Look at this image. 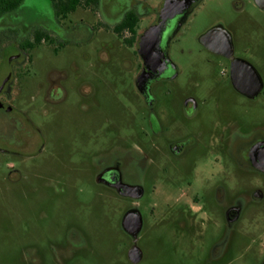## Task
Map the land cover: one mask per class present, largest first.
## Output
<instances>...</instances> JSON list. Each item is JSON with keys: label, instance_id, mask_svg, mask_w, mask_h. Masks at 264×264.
Returning a JSON list of instances; mask_svg holds the SVG:
<instances>
[{"label": "flooded vegetation", "instance_id": "obj_1", "mask_svg": "<svg viewBox=\"0 0 264 264\" xmlns=\"http://www.w3.org/2000/svg\"><path fill=\"white\" fill-rule=\"evenodd\" d=\"M77 1L64 11L71 0H48L50 17L35 21L28 0H0V137L23 145L26 135L41 134L17 104L29 89L35 44L51 45L58 52L70 41L89 39L94 26L78 14L88 12L98 19V30L111 31L133 49L136 59L132 85H115L123 87L120 96L127 101L136 134L123 148L108 147L93 160L94 181L127 201L120 219L131 242L127 260L139 264L144 259L138 242L148 184L153 194L150 216L162 235L163 229L171 234L175 261L225 264L226 228L240 219L249 202L264 197V183L257 182L264 172L255 167L264 146V121L257 116V105L264 108V77L253 60L255 52L237 41L261 26L250 9L264 13V0L229 1L231 19L210 24L195 37V51L187 49V81H175L179 67L170 59L169 47L204 0H164L157 8L145 0ZM147 16L153 20L142 27ZM150 29L141 53V38ZM97 55L109 60L105 50ZM67 79L65 70L51 69L36 88H44L47 104H58L68 95ZM79 80L76 73L69 86L79 95L81 85L93 86ZM130 92L137 99L129 98ZM9 175L17 180L21 172L13 168ZM158 246L164 250L162 239ZM258 246L264 251L262 241ZM133 247L138 254L131 256ZM259 255L256 262L264 264V252Z\"/></svg>", "mask_w": 264, "mask_h": 264}, {"label": "rangeland", "instance_id": "obj_2", "mask_svg": "<svg viewBox=\"0 0 264 264\" xmlns=\"http://www.w3.org/2000/svg\"><path fill=\"white\" fill-rule=\"evenodd\" d=\"M163 1L145 0L150 8ZM229 1L204 0L180 28L169 47V57L179 67L175 81H187V49L195 51V37L210 24L231 19ZM28 5L35 21L51 15L48 0H28ZM250 11L261 26L237 41L240 47L252 48L264 77V13L254 7ZM78 14L94 26L92 37L70 41L58 52L45 43L35 44L33 50L26 80L29 89L17 104L41 134L26 135L23 145L0 137V264H131L126 257L131 242L120 226L127 201L94 181L93 160L108 147L123 148L135 132L127 101L120 96L123 87L115 85H132L136 59L133 49L111 31L97 29V18L84 11ZM153 17H144L142 27ZM97 50H105L109 60L100 59ZM51 69L68 74L64 83L68 95L54 105L43 100L44 88H36L45 83ZM76 73L79 81L93 85H81L80 95L69 87ZM129 98L137 99L133 92ZM257 116L264 121L260 104ZM26 130L30 131L28 126ZM13 168L21 172L20 179L9 175ZM257 182L264 183V176L257 175ZM146 188L141 201L145 225L138 242L144 259L139 264H178L171 234L163 229L162 235L154 227L149 213L152 186L146 184ZM225 238V264H258L256 259L264 252L258 246L264 243V197L249 202L240 219L226 228Z\"/></svg>", "mask_w": 264, "mask_h": 264}, {"label": "water", "instance_id": "obj_3", "mask_svg": "<svg viewBox=\"0 0 264 264\" xmlns=\"http://www.w3.org/2000/svg\"><path fill=\"white\" fill-rule=\"evenodd\" d=\"M153 31V29H150L148 30L144 35L143 37L141 38V41H140V48H139V52L142 53V46H146L147 43H148V37L150 36L151 32ZM262 153L261 155H259V162L258 163H255V167L258 168L260 171L264 172V146L262 148ZM128 219V214H126L123 219H122V222H123V226H124V223L127 221ZM138 223H137V227L135 230H138L139 228V223H140V218L137 219ZM130 255L131 256H134V255H137L138 254V250L136 247H133L131 250H130Z\"/></svg>", "mask_w": 264, "mask_h": 264}, {"label": "trees", "instance_id": "obj_4", "mask_svg": "<svg viewBox=\"0 0 264 264\" xmlns=\"http://www.w3.org/2000/svg\"><path fill=\"white\" fill-rule=\"evenodd\" d=\"M77 2H78L77 0H71V3L69 5L63 6L64 11L73 9L77 5ZM60 4H61V2H60ZM60 4L56 5V8H58V6ZM37 40H39V38Z\"/></svg>", "mask_w": 264, "mask_h": 264}]
</instances>
